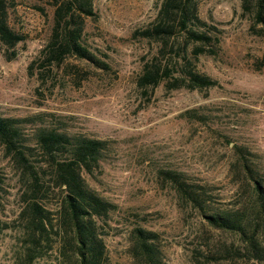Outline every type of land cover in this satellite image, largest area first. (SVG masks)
Instances as JSON below:
<instances>
[{
  "label": "rangeland",
  "instance_id": "1",
  "mask_svg": "<svg viewBox=\"0 0 264 264\" xmlns=\"http://www.w3.org/2000/svg\"><path fill=\"white\" fill-rule=\"evenodd\" d=\"M160 2L93 0L94 15L84 18L82 42L103 64L70 56L59 65L41 66L54 6L49 0H9L8 22L23 39L10 59L0 44V116H33L108 140L100 167L85 174L117 205L99 227L104 264H136L130 251L135 226L158 232L167 264H251L222 252L232 242L239 244V236L209 225L163 180L161 169L182 170L191 181L205 184L214 209L245 204L248 185L233 173L231 145L250 149L264 175V30L253 32L242 0H198V14L218 27L220 39L215 53L191 58L217 83L167 89L161 82L145 91L136 79L159 42L136 31L151 23ZM188 109L202 118L188 117ZM0 177V264H19L30 243L19 217L23 182L1 145ZM44 199L57 209L55 193ZM51 216L53 226L43 239L38 235L40 252L33 264L65 262L60 247L66 230L56 212Z\"/></svg>",
  "mask_w": 264,
  "mask_h": 264
},
{
  "label": "trees",
  "instance_id": "2",
  "mask_svg": "<svg viewBox=\"0 0 264 264\" xmlns=\"http://www.w3.org/2000/svg\"><path fill=\"white\" fill-rule=\"evenodd\" d=\"M49 1L54 6L53 24L41 66L59 65L70 56L101 66L103 62L82 42L84 18L94 15L93 0ZM241 4L250 13L253 32L262 34L264 0H242ZM8 5L9 0H0V44L10 59L23 35L10 26ZM136 32L159 42L157 52L144 61L136 79L143 90L161 82L167 89H200L217 83L198 71L191 58L215 53L220 39L218 27L198 14V0H161L151 23ZM185 114L202 118V113L194 109ZM30 123L26 133L24 128ZM0 145L17 166L23 182L19 217L30 243L19 264H33L40 252L36 249L38 235L43 239L47 227L53 226L51 215L55 212L66 230L60 247L64 264H104L107 255L99 227L117 205L91 186L85 174L92 175L100 167L110 148L108 140L69 131L33 116H0ZM231 146L236 154L233 173L248 185L247 199L239 208H212L206 185L191 181L182 170L163 168L161 175L209 225L239 236L240 243L226 245L223 253L255 264L264 260V175L253 163L250 149L235 142ZM50 192L58 197L55 211L45 203L44 197ZM130 251L136 264H167L155 230L135 226Z\"/></svg>",
  "mask_w": 264,
  "mask_h": 264
}]
</instances>
